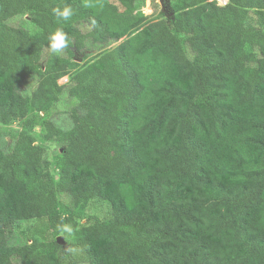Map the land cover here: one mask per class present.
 I'll return each mask as SVG.
<instances>
[{
	"label": "trees",
	"instance_id": "1",
	"mask_svg": "<svg viewBox=\"0 0 264 264\" xmlns=\"http://www.w3.org/2000/svg\"><path fill=\"white\" fill-rule=\"evenodd\" d=\"M146 1L0 0V264H264V0ZM40 23L68 41L44 64ZM66 91L74 131L38 141ZM42 220L55 239L22 231Z\"/></svg>",
	"mask_w": 264,
	"mask_h": 264
},
{
	"label": "rangeland",
	"instance_id": "2",
	"mask_svg": "<svg viewBox=\"0 0 264 264\" xmlns=\"http://www.w3.org/2000/svg\"><path fill=\"white\" fill-rule=\"evenodd\" d=\"M211 1V0H210ZM143 12L148 15L151 16L152 18H160L161 15L163 14V12L167 13L168 12V8L166 7L165 3L163 2V0H147L145 7L143 8ZM252 22L254 25L256 26H260L264 28V17L260 14V13H252ZM179 27L182 28L183 30H185V26L183 25V21L180 18L176 17L175 20ZM46 30L49 31V34L51 35L53 32L51 31L50 26L46 25V24H42ZM8 27L10 29L12 28H23L25 30H29L30 32L34 33L36 31H38V27H36V23H33V21L31 20L30 16H25V17H16L12 20H10L7 23ZM49 35V36H50ZM46 44V48H45V52H44V57L42 60V64H44L46 62L47 56L49 55L51 48H50V43H49V37L48 39L45 41ZM88 55H80L77 54L74 59L72 61L78 63L79 65L84 64L85 62L89 61L91 59V56ZM68 82V77H64L59 81L60 85H65ZM37 87V82L34 81H29L26 84V91L31 94ZM73 107V103L69 101L68 98V94L67 91L63 93V95L60 97L58 103L56 104L55 108H54V114H52L50 116V118L48 119L47 123L36 126L33 128V130L31 129L32 134L37 137V140L40 141L42 139H40L39 136H42L44 134L50 135L54 129L58 128L61 131H69L72 130L74 131V125H73V121L70 117L71 115V110ZM12 127H18L17 124H13ZM86 132V131H84ZM75 133L77 134V132L75 131ZM93 138H95L94 135H88L85 139L86 142L81 139V141H83L82 143V147H81V151L83 153H87V150L85 149V144L89 143L88 141H91ZM9 141V145H12V139L8 138ZM47 148L48 151L50 153V156L52 158V161L54 160V155H55V150L59 151V153H62L61 149L58 148L56 146V144L54 142L47 144ZM95 151V149H94ZM97 152V151H96ZM101 152V150H100ZM52 173L54 174V176H56L57 171L55 169V166H52ZM131 195V194H129ZM59 199L62 202H65L66 204L70 203V198L66 195H60ZM116 198L115 197H109L107 199H104L103 201H96L93 202L90 207L87 209V211L84 214V218L81 219L79 222L82 224L86 223L90 217H98V218H105L107 216V214L110 212V210L112 209L114 203H115ZM22 231H24V234L28 235V236H36L38 238H48V239H55V236L53 235L52 231L49 230L48 228V222L47 220H42V221H29L24 223L23 227H22ZM18 235H22V232H19L17 235H14L13 237H17L19 238L20 236ZM60 237L63 239L61 243L65 244V235L61 234ZM71 238V237H70Z\"/></svg>",
	"mask_w": 264,
	"mask_h": 264
},
{
	"label": "clouds",
	"instance_id": "3",
	"mask_svg": "<svg viewBox=\"0 0 264 264\" xmlns=\"http://www.w3.org/2000/svg\"><path fill=\"white\" fill-rule=\"evenodd\" d=\"M57 20L68 21L72 15L73 10L70 7H64L62 10L59 8L53 9ZM50 48L54 53L61 52L68 46L66 34L62 30H57L49 36ZM64 231H71V228L65 226Z\"/></svg>",
	"mask_w": 264,
	"mask_h": 264
},
{
	"label": "built area",
	"instance_id": "4",
	"mask_svg": "<svg viewBox=\"0 0 264 264\" xmlns=\"http://www.w3.org/2000/svg\"><path fill=\"white\" fill-rule=\"evenodd\" d=\"M211 2H216L219 6H226L229 0H211Z\"/></svg>",
	"mask_w": 264,
	"mask_h": 264
},
{
	"label": "water",
	"instance_id": "5",
	"mask_svg": "<svg viewBox=\"0 0 264 264\" xmlns=\"http://www.w3.org/2000/svg\"><path fill=\"white\" fill-rule=\"evenodd\" d=\"M62 240H63V239H62L61 237L58 238V242H59L60 244H63V243H61Z\"/></svg>",
	"mask_w": 264,
	"mask_h": 264
}]
</instances>
